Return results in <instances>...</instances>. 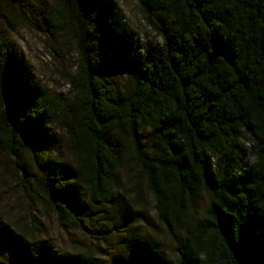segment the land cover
Here are the masks:
<instances>
[{
	"label": "trees",
	"instance_id": "trees-1",
	"mask_svg": "<svg viewBox=\"0 0 264 264\" xmlns=\"http://www.w3.org/2000/svg\"><path fill=\"white\" fill-rule=\"evenodd\" d=\"M134 1L154 33L143 44L113 0H0V169L60 222L84 227L101 207L125 231L102 260L0 223V264H264V0ZM22 26L74 54L64 95L14 48ZM124 172L134 199L151 194L173 259L123 201Z\"/></svg>",
	"mask_w": 264,
	"mask_h": 264
},
{
	"label": "rangeland",
	"instance_id": "rangeland-1",
	"mask_svg": "<svg viewBox=\"0 0 264 264\" xmlns=\"http://www.w3.org/2000/svg\"><path fill=\"white\" fill-rule=\"evenodd\" d=\"M113 2L118 12L119 27H125L137 44L148 42L154 37V33L149 31L141 18L134 0ZM55 40L52 35L23 26L11 36L14 48L31 69L34 80L51 91L64 95L68 90L67 74L75 69L76 62L74 54L71 55L72 58L61 56L60 45ZM71 51H74V47ZM116 78L122 79L120 70H117ZM54 133L59 139L57 147L64 149L66 138L63 131L56 127ZM122 176L125 194L123 201L130 204L129 209L140 213L138 226L145 230L147 240H156V247L163 251V255L173 259L175 246L171 243L166 228L157 219L151 194L143 185L142 200L137 201L134 199L136 175L124 172ZM202 200L199 212L203 208L202 202L204 205L206 201L204 197ZM102 214L101 207H93V219L81 228L68 221L60 222L52 211L45 209L39 202L30 207L18 189L16 173L10 163L0 169V223L19 233H26L27 228L35 227L36 235L47 240L59 252L84 251L95 254L102 260H109L114 254L124 252L125 231L116 230L115 225L107 222Z\"/></svg>",
	"mask_w": 264,
	"mask_h": 264
}]
</instances>
